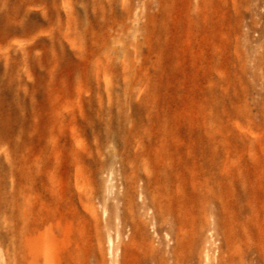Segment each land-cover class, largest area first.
<instances>
[{
	"label": "rangeland",
	"instance_id": "rangeland-1",
	"mask_svg": "<svg viewBox=\"0 0 264 264\" xmlns=\"http://www.w3.org/2000/svg\"><path fill=\"white\" fill-rule=\"evenodd\" d=\"M208 3L204 27L188 0H0V264L148 258L121 220L142 203L136 166L149 174L135 153L161 136L193 173L205 147L223 223L190 228L174 251L166 219L140 210L156 261L264 264V237L256 248L233 219L240 202L264 227V0ZM19 191L51 217L20 248Z\"/></svg>",
	"mask_w": 264,
	"mask_h": 264
},
{
	"label": "bare ground",
	"instance_id": "bare-ground-1",
	"mask_svg": "<svg viewBox=\"0 0 264 264\" xmlns=\"http://www.w3.org/2000/svg\"><path fill=\"white\" fill-rule=\"evenodd\" d=\"M208 1L209 0H188V17L194 25H203L204 27L208 25L211 16L208 9ZM175 23H177L176 19ZM174 29H176L175 26L173 30ZM171 32L172 31H170V33ZM181 153V148L175 147L168 139L162 136L158 137L153 143H148L145 150L136 151L135 153L136 158L142 161V166L148 170L149 174H144L140 164L136 166L134 180L140 182L139 192L142 203L139 207H137V203H135V205L129 204L124 206L121 227L122 229L128 228L130 230V240H139L144 250L149 254L148 258L141 259L139 264H175V262L171 263V261L167 259H162L160 262L156 261V254L149 235L147 234L144 222L141 219L140 210L144 212V216L146 217L150 216L155 220L166 219V225L163 231L166 232L168 237H170V241L173 242L172 250L174 251L180 247L184 238V232L186 233L190 228H194L195 230L208 229L209 231L215 232L217 231L218 225L223 223V212L218 200L219 195L217 192L213 193L214 186L206 180L209 165H207L204 156L206 153L205 147H202L200 151L202 155L188 158V160L197 166L198 172L196 173L189 170H182L180 166L182 159ZM217 168H219V165H217ZM122 170L125 174L127 173L126 168ZM242 181H244V179ZM31 192L32 191H28L24 194L19 191V193H17L15 200L17 210L8 219L14 224L13 238L17 242L19 248L24 243H27L29 246L38 244L40 240L34 238V233L40 229L44 222L50 221L51 219L50 216L42 214L43 212L33 203L34 201L32 202ZM237 204L238 205L233 206L234 222L241 231L240 235L246 237V239L251 241L257 248L261 239L260 237H264V227L263 225L257 224V220L255 216H253V209H246V206L244 207L240 202H237ZM1 207L3 208V205ZM64 222L67 226L64 230L63 243L70 245L77 240L75 234L76 227L72 216L68 213L64 214ZM2 225L0 220V226ZM255 225L260 228V231L255 229ZM120 235L122 236V232ZM53 237L55 238V236ZM20 256L22 257V255Z\"/></svg>",
	"mask_w": 264,
	"mask_h": 264
}]
</instances>
